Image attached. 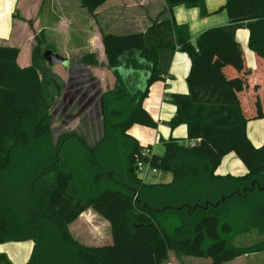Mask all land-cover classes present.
Listing matches in <instances>:
<instances>
[{
    "label": "trees",
    "instance_id": "obj_1",
    "mask_svg": "<svg viewBox=\"0 0 264 264\" xmlns=\"http://www.w3.org/2000/svg\"><path fill=\"white\" fill-rule=\"evenodd\" d=\"M105 1L80 0L90 14ZM164 1L170 17L152 20L143 32L102 34L114 74L123 62L146 68L148 77L134 93L117 77L113 87L97 92L102 134L91 147L73 131L54 137L52 114L64 91L79 94V101L87 96L80 80L97 65L93 53H84L63 82L45 64L42 30L33 37L28 66L17 65V47L0 45V243L31 239L24 264H163L171 250L223 264L264 252V239L232 243L252 231L264 234V142L254 146L246 134L247 120L262 113H251L214 64L223 41L242 27L249 49L264 62V0H226L228 23L204 30L194 42L187 26L174 21L172 8L199 7L205 14L203 0ZM176 50L187 53L191 64L188 92L170 96L176 111L169 125L184 124L187 139L197 143L164 141L162 154L151 153L150 162L171 180L142 181L135 160L145 146L128 130L134 124L155 127L142 102L149 86L167 75ZM73 140L89 155L78 169L64 166L63 147ZM230 152L245 166L244 175L215 174ZM87 209L108 221L110 244L87 246L69 232ZM0 264L12 263L0 252Z\"/></svg>",
    "mask_w": 264,
    "mask_h": 264
},
{
    "label": "crops",
    "instance_id": "obj_2",
    "mask_svg": "<svg viewBox=\"0 0 264 264\" xmlns=\"http://www.w3.org/2000/svg\"><path fill=\"white\" fill-rule=\"evenodd\" d=\"M47 1L51 2L48 10L55 7L60 11L57 20L62 24H64L63 18L71 19L72 22L79 7L86 10L81 5L80 0ZM225 1L203 0L205 14L201 13L199 7L176 5L172 8V16L176 24L187 26L190 40L194 42L204 30L228 23L227 13L223 9ZM43 2L44 0H0V45L19 49L16 58L19 67L31 64L33 37L40 30H44L43 26L36 27L38 24L37 19H35ZM73 10L76 11L72 12ZM85 13L90 16L88 19L89 28H91L90 33H94L97 24L100 25L101 22H105L107 25L124 26L126 33L143 32L152 20L170 17L164 0H106L93 13L90 14L87 10ZM48 23L49 20L45 24ZM84 24H81L82 28H84ZM34 29H36V33H34ZM248 35V29L242 27L236 31L233 40L225 39L216 54L214 64L232 83L240 101L247 106L250 105L251 113H262L260 116L248 119L246 123L247 137L254 146H259L264 142V62L256 59L254 53L249 49L247 45ZM83 37L81 50L86 53L90 51L89 44L92 41L87 36ZM22 52L23 57L19 59ZM238 55L241 59L238 58ZM190 64L191 60L187 53L180 50L174 52L167 75L164 79L157 80L149 86L148 93L142 102L144 109L155 122V127L134 124L128 130L129 134L141 146L149 148L153 154H157L155 150L159 144L162 145L160 152H163V142L170 138L178 139L186 145L197 143V140L187 139L184 124L175 128H171L169 125V121L176 111L170 96L188 92L186 77ZM116 70L126 77L128 83L124 87L127 91L134 93L145 88L148 77L146 68L133 67L121 62ZM259 107L262 109L260 110ZM246 171L243 163L233 152H230L221 159L215 174L239 176L244 175ZM164 174L170 173H162V175ZM169 176L170 178L166 182L171 180V174ZM67 228L76 240L87 246L110 244L112 240L108 221L93 209L82 212ZM5 247L6 245H1L0 250L7 252ZM163 264H212V262L208 258L186 256L171 250ZM223 264H264V253L242 255Z\"/></svg>",
    "mask_w": 264,
    "mask_h": 264
},
{
    "label": "rangeland",
    "instance_id": "obj_3",
    "mask_svg": "<svg viewBox=\"0 0 264 264\" xmlns=\"http://www.w3.org/2000/svg\"><path fill=\"white\" fill-rule=\"evenodd\" d=\"M50 4L51 2L44 0L41 8L38 10L37 17L35 18L37 19L38 24L36 27L39 28L43 26L45 30L44 32L42 29V34L40 35L41 39H43L44 36L46 37V42L41 47L42 52L51 49L53 52L68 60L67 66L56 64L55 66L50 67L51 71L56 73L63 82H67L69 79L70 68L76 70L78 68L77 66H79V59L84 54L83 50H81V45H83L81 40H83V36H87L89 40L91 39L90 41H92V43L89 44L91 48L89 53H93L97 59V65L87 68L89 72L81 73L85 76L88 74L87 79L83 78L80 80L85 84L83 88H88L87 96L79 101V94H76L77 96L72 95L73 97H71V95H68L66 91H64V96L62 95L63 97H61L59 106L56 109H53L52 124L55 128L53 136L56 137L63 131H73L84 139L87 144L86 146L91 147L99 140L102 134V115L100 113L98 103L99 96L97 95V92L113 87L117 81L116 77L123 85L127 86L128 83L126 77L122 76L117 70L116 74H114L108 66L100 43V37L106 32L118 34L126 32H124V26H119L118 24L107 25L105 22H101L100 25L97 24V29L94 33H90L91 28H89L88 24L90 16L86 14V10L81 7H79L72 22L71 19L63 18L64 24L59 23L57 17L59 16L60 11L55 7L48 10L47 8H49ZM75 11L76 10H73L72 12ZM47 12H49V14H47ZM48 20L49 23L45 24ZM68 20H70V22H68ZM82 23H85L84 28L81 27ZM31 25L33 24L31 23ZM34 33H36V29H34ZM32 46H34V41L31 43V49ZM22 51L24 52L23 48ZM23 52L19 59L23 57ZM86 53H88V51ZM28 54L29 52L27 55ZM45 64L47 65V63ZM118 75H120V77H118ZM161 146L162 145L159 144L158 147H156L155 152L157 154H162V152H160ZM62 151L63 158L65 159L64 166L69 169H76L89 160L88 152L79 141H70L63 147ZM169 175L170 174H164L158 176L150 174L147 181L166 182L170 178ZM101 230H103V228H101ZM263 239L264 234L252 231L248 234L235 236L232 239V243L235 245H248ZM1 245H6L5 251L7 252H2L1 250L0 252L4 253L12 264L26 263L30 258L33 247L31 239L7 241L0 243V246Z\"/></svg>",
    "mask_w": 264,
    "mask_h": 264
},
{
    "label": "built area",
    "instance_id": "obj_4",
    "mask_svg": "<svg viewBox=\"0 0 264 264\" xmlns=\"http://www.w3.org/2000/svg\"><path fill=\"white\" fill-rule=\"evenodd\" d=\"M152 152L149 148L145 147L140 150L135 160V170L138 177L142 181H147L150 174L152 175H162V172L157 168L153 167L150 162V154Z\"/></svg>",
    "mask_w": 264,
    "mask_h": 264
},
{
    "label": "water",
    "instance_id": "obj_5",
    "mask_svg": "<svg viewBox=\"0 0 264 264\" xmlns=\"http://www.w3.org/2000/svg\"><path fill=\"white\" fill-rule=\"evenodd\" d=\"M43 57H44L45 61L47 62V64L49 65V67H53L56 64H61L64 66L68 65L67 59L63 58L59 54H57V53H55L49 49H47L43 52ZM263 186H264V184H263Z\"/></svg>",
    "mask_w": 264,
    "mask_h": 264
}]
</instances>
